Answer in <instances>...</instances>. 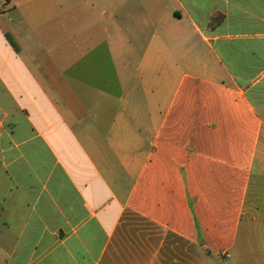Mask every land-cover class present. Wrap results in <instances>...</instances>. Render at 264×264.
<instances>
[{"label": "crops", "instance_id": "0c3cea01", "mask_svg": "<svg viewBox=\"0 0 264 264\" xmlns=\"http://www.w3.org/2000/svg\"><path fill=\"white\" fill-rule=\"evenodd\" d=\"M0 264H264V0H0Z\"/></svg>", "mask_w": 264, "mask_h": 264}]
</instances>
